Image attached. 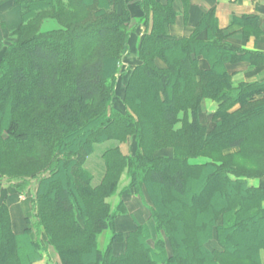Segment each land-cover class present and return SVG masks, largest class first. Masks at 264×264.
Listing matches in <instances>:
<instances>
[{
    "label": "trees",
    "instance_id": "trees-1",
    "mask_svg": "<svg viewBox=\"0 0 264 264\" xmlns=\"http://www.w3.org/2000/svg\"><path fill=\"white\" fill-rule=\"evenodd\" d=\"M166 1L13 0L21 22L0 40V180L34 199L21 234L0 204V264H33L49 248L58 264H262L264 188L248 181L264 176V80L233 88L226 64L264 55L227 45L214 11L188 38H167L176 14ZM150 17L119 97L130 39ZM48 20L58 28L43 31ZM235 21L256 29L255 18ZM204 99L217 105L207 126ZM107 143L95 186L87 160ZM132 195L147 200L152 229L125 236L115 219Z\"/></svg>",
    "mask_w": 264,
    "mask_h": 264
},
{
    "label": "crops",
    "instance_id": "crops-1",
    "mask_svg": "<svg viewBox=\"0 0 264 264\" xmlns=\"http://www.w3.org/2000/svg\"><path fill=\"white\" fill-rule=\"evenodd\" d=\"M157 1L161 4L167 2L166 0ZM173 9L176 14L175 21L172 25L166 28L167 38H188L195 30L201 17L207 12L214 11L218 27L223 31L226 37L225 43L227 45L241 52H252L264 55V0H173ZM241 17L255 18L256 29H248L251 33L248 32L246 34L245 30H247V28L245 27L244 29L241 22L235 21ZM20 22V10L14 5L13 0H1L0 40L8 38L10 32L16 29ZM150 27L151 17L149 18L148 28L143 25L139 26L130 39L128 49L120 66L122 73L121 76L118 77L117 84V95L119 97L122 96L127 75L140 64L136 57V47L145 32H149ZM250 63V61H241L226 64V70L231 75L233 88H236L241 84L258 83L264 80V64L252 66ZM157 65L163 67L160 62H158ZM199 66L201 69H206L208 67L207 63L202 59H199ZM213 103L214 102L208 99H204L200 103L199 121L205 126L210 124V115L215 111H212L211 108ZM180 118H182V114L180 115ZM130 143V141H127V143L119 145L120 152L124 156H128L131 152ZM162 154L170 156L171 151L165 150ZM195 160L197 159L191 160L190 163L202 164L206 161L203 158L202 161ZM100 179L96 182L93 181V185H98ZM125 185H127V181L123 177L120 187L122 188ZM248 185L256 188H264V176L259 179L249 180ZM33 199V195L17 194L13 188L4 186L3 181L0 180V204L5 202L8 207L11 228L14 234H21L26 228H29L26 220L33 214ZM119 200V196H115L107 200V202L111 205V208L114 209L119 203ZM123 204L126 214L120 215L115 219L116 233H122L126 236L136 228V225L143 224L148 225L149 228L152 229V224L148 220L149 211L146 199L143 201L140 197L132 195L123 198ZM108 233L111 235L109 231ZM101 235L99 236L98 242L99 248L103 250L106 248L109 240L106 241V237L104 238V236L102 237ZM31 238L36 240L34 233H32ZM42 238L43 236H41L40 239ZM104 245L105 247H103ZM207 246L210 249L217 247L215 241H210ZM112 248L115 255H120L124 251V244H115ZM48 259L52 261V264L59 263L56 253L52 248H49L47 254L43 255V258L40 261L33 264H50ZM260 260L261 263L264 264V251L260 253Z\"/></svg>",
    "mask_w": 264,
    "mask_h": 264
},
{
    "label": "rangeland",
    "instance_id": "rangeland-1",
    "mask_svg": "<svg viewBox=\"0 0 264 264\" xmlns=\"http://www.w3.org/2000/svg\"><path fill=\"white\" fill-rule=\"evenodd\" d=\"M57 28H58L57 24L55 22H53V21H50V20L45 21L43 23V25H42V30L43 31H50V30H54V29H57ZM120 71L122 72L121 69H120ZM118 76L120 77V75H118ZM215 107H216V105H215V103H213L212 104V107H211L212 108V111L215 110ZM110 144H112V143H107L105 145L96 146L95 154L91 156V158L88 160V163L86 164V168L93 175V178H94L93 181H95V182L98 181L101 178L102 172H103V170H102V162H101V159H100V155L102 153V150L105 149V148H107L108 146H110ZM195 161H202V158H199V159H197ZM3 185L4 186H8V182L3 181ZM23 194L33 195L31 191L26 192V193H23ZM261 221H263V220H261ZM101 236L102 237L104 236V238L106 237V241H108L109 240V237H110L108 231L105 232L104 234H102ZM105 245L103 247H105ZM48 261H49L50 264H52V261L51 260L48 259Z\"/></svg>",
    "mask_w": 264,
    "mask_h": 264
}]
</instances>
